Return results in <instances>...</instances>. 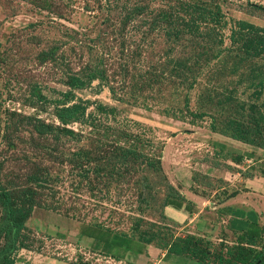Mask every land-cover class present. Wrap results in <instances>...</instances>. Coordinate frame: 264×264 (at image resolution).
<instances>
[{
    "label": "rangeland",
    "instance_id": "rangeland-1",
    "mask_svg": "<svg viewBox=\"0 0 264 264\" xmlns=\"http://www.w3.org/2000/svg\"><path fill=\"white\" fill-rule=\"evenodd\" d=\"M147 1L151 7L163 3ZM218 1L229 24L242 19L264 28V12L257 8L264 7V0ZM105 2L0 0V181L15 184L18 190L32 188L37 192L33 198L36 206L19 238L25 248L13 251L5 264H69L79 260L90 264H163L160 250L151 243L144 248V261H115L86 249L75 241L86 222L133 235L139 230L156 231L166 239L186 231L201 234L193 214L189 216H194L193 226L182 229L161 215L163 179L147 168L141 157L114 158L109 153L114 146L130 145L154 160L159 158L167 180L183 195L185 189H191L207 199L200 202V209L206 212L208 201L218 203L234 191L237 196L232 197L237 199L227 200L237 202L233 207L244 211L252 205L264 211V179L259 174L264 148L210 129L212 122L217 130L228 118L250 126L262 117L264 125V60H250L240 67L241 74L219 75L210 65L200 79L201 91L209 84L217 86L216 94L222 100L229 95L231 100L224 107H216L214 101L213 106H202L199 87L177 88L173 71L165 67L176 49L167 52L160 33H142L147 28V15L135 17L120 30V2L112 7L114 1H110L109 9ZM249 65L261 73L245 81ZM92 72L96 77H89ZM160 73L165 76L162 80ZM69 75H79L87 84L70 88L65 84ZM68 90L72 97L65 95ZM73 103L83 105L84 116L92 113L95 121H101L100 126L90 129L89 123L73 121L66 127L78 135H64L54 113ZM100 103L111 106L115 114L97 112L94 108ZM201 110L203 116L194 115ZM106 125L114 130H107ZM118 128L129 135L123 136ZM85 150L88 154L80 156ZM236 154L242 156L235 163L232 158ZM215 205L218 214L216 210H212L215 215L199 213L201 220L215 226L211 236H206L215 245L229 246L235 241L233 233L227 226L223 230V223L213 222L220 221V214L231 215L224 210L229 207ZM66 214L75 217L69 219ZM258 215V224L264 226V212L259 209ZM2 217L0 209V222ZM254 217L248 212V218Z\"/></svg>",
    "mask_w": 264,
    "mask_h": 264
},
{
    "label": "trees",
    "instance_id": "trees-1",
    "mask_svg": "<svg viewBox=\"0 0 264 264\" xmlns=\"http://www.w3.org/2000/svg\"><path fill=\"white\" fill-rule=\"evenodd\" d=\"M104 1H106L104 5L107 9H109L107 3L110 1H114L112 7L120 2L119 0ZM149 2L147 0L120 2L118 7L120 16L117 18L120 30L124 24L132 21L135 17L147 15V28L142 33H160L162 40L166 43L165 47H168L166 51L171 53V48L176 49L174 58H170L165 67L173 71L177 88L184 87L186 90H190L197 86L200 89V93L197 95L202 106L208 107L210 104L213 106L214 101L217 104L216 107H224L231 100L229 95L223 96L222 100L216 94L217 86L212 87L210 84H204L206 86L201 91L203 84H200V79H202V75L211 69L210 65H213L214 69L212 70L216 74L221 75L226 72H238L241 66L246 65L254 58L264 60V28L242 19L232 20L229 24L221 11L218 0H163L161 5L152 7ZM257 8L264 12L263 6H257ZM224 29H227L228 32L225 33ZM167 43L170 46H167ZM249 67L250 71L244 76L245 81L253 80L261 73L260 69L250 65ZM163 73L159 74L161 80L165 78ZM238 73L241 74V72ZM89 77H96V74L92 72ZM65 84L70 88L80 89L87 83L79 75H69ZM69 94L72 97L71 90H68L65 95ZM184 101H188L187 98ZM94 109L100 113L113 115L116 111H112L111 106L101 103ZM84 111L85 107L78 103L62 105L57 108L54 114L61 124L58 129L64 135L73 138L78 134L66 127L70 122L89 123L90 129L100 126L101 121H95L92 113L84 116ZM194 113V115L200 116L205 114L204 110ZM208 116L211 117V120L214 119L212 114H208ZM88 118L90 122H88ZM261 119L262 117L257 118L250 126H243L239 120L228 118L225 120L224 126L217 130L214 129L216 122H212L210 129L234 140L264 148V140H262L264 125H261ZM109 128L114 130L106 125V129L109 130ZM118 129L123 136L129 135V132ZM111 150L113 151L109 153L114 158L120 156L121 161L141 157L140 161L163 179L165 192L160 201V213L177 227L183 226L194 204L167 180L159 158L154 160L150 156L141 154L130 145L114 146ZM87 151L85 150L80 156L88 154ZM246 155L250 156L251 154ZM241 156V154H236L232 158L233 162L240 161ZM83 171V175H85L86 170ZM260 173L264 179V166L261 167ZM191 191L201 196L200 193ZM36 193L32 188L18 190L15 184L0 181V209L3 212L0 222V240L3 239V243L0 245V264L9 263L10 254L17 248H25L19 238L21 230L26 228L25 223L36 206V202L33 200ZM234 194L235 191L229 193L227 197H232ZM66 215L69 219L75 217L73 214ZM213 226H209L208 231L200 229L201 234L186 232L183 235L177 234L166 239L162 234L158 236L156 231L139 230L136 235H133L113 230L97 222H86L79 230L75 241L86 249L98 252L115 261L127 258L144 261V258L146 259L144 248L151 243L157 249L164 251L162 260L167 264H179L180 259H185V264H264V238L261 236L262 230L255 222L251 226L253 229L247 227L241 233L233 234L235 241H230L231 245L229 246L220 243L215 245L212 238L206 236L208 234L211 236L215 230ZM61 237H63L62 234ZM69 264L90 263L79 260Z\"/></svg>",
    "mask_w": 264,
    "mask_h": 264
},
{
    "label": "crops",
    "instance_id": "crops-1",
    "mask_svg": "<svg viewBox=\"0 0 264 264\" xmlns=\"http://www.w3.org/2000/svg\"><path fill=\"white\" fill-rule=\"evenodd\" d=\"M177 189L179 190L178 187H177ZM250 190H252V189H250ZM258 191L259 190L255 191L256 195L258 194L257 193ZM185 192H186V193H184L185 198L190 200L194 204L193 209L191 210L190 214L195 215V217L197 216L195 218V226H196V228L198 227L197 229H202V228L203 229H207L209 226H213V224L206 223L205 221L201 220L202 215L199 214L201 210L203 212H206L205 210L200 209V202L204 201V200L207 201V199L206 198L204 199L203 197H201L200 195H198L197 193H194L193 191H191L189 189H185ZM236 194L237 193H235V195ZM261 197H264V196H261ZM232 198H234V197H227V198H225L223 200H219L218 203H214V202L208 201L210 203V206H208V211L206 213H210V214L213 213L214 215L216 214L215 212L212 211V210H216V212H217V208L214 207L213 204H216L217 206H219L218 208L229 207V208H226L224 210L225 211L228 210L229 214H231V215H227L226 216V215L220 214V216H218L220 221H213L215 224L220 225V223H223L222 224L223 230L227 229L226 228V226H227L228 229H229V232H232L233 234H237V233H241L242 231H244L247 227H251L253 222H255L256 225L259 226V228L262 230L261 231V236L264 238V226L259 225L258 224V219H257L258 216H259L258 215L259 209H260V211L264 212L262 210V208H259L257 206V204H253L254 206H257V208H253L252 205H251V206L248 207L247 210L243 211L241 208H236L235 206L234 207L232 206V205H234V203H237V202H232L233 204H230V203L227 202V200H233ZM236 199H237V197L234 198L233 201H235ZM254 200L257 203L258 200H257L256 196L254 197ZM226 203H228V204H226ZM211 204H212V206H211ZM239 209H241V210H239ZM248 212H253L254 213V215H255L254 220L251 219V218H248ZM217 214H218V212H217ZM189 216L187 217L185 224L183 226H181L179 229H182V228H185V227H188V226L189 227L193 226L190 222L194 219V216H192V217H189ZM222 217H223V219H222ZM224 217L225 218L227 217V218L224 220ZM228 217H229V219H228ZM237 218L239 220H235ZM189 223H190V225H189ZM208 224H209V226H208ZM213 227H215V226H213ZM219 230L221 231L222 229H219ZM207 231H208V229H207ZM190 233H192V232H190ZM160 252H161V257H162L163 254H164V251L160 250ZM162 263L163 264H167L164 261Z\"/></svg>",
    "mask_w": 264,
    "mask_h": 264
}]
</instances>
